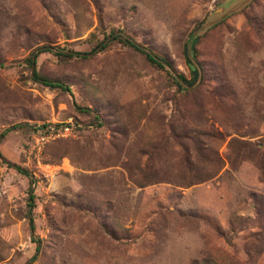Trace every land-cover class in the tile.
<instances>
[{
	"label": "rangeland",
	"instance_id": "374dc122",
	"mask_svg": "<svg viewBox=\"0 0 264 264\" xmlns=\"http://www.w3.org/2000/svg\"><path fill=\"white\" fill-rule=\"evenodd\" d=\"M241 1L0 0V264H264V0L197 33L187 98L122 43L91 52L123 31L190 78V34ZM43 46L88 55L37 57L64 90L30 79ZM196 146L224 168L190 185Z\"/></svg>",
	"mask_w": 264,
	"mask_h": 264
},
{
	"label": "trees",
	"instance_id": "16d2710c",
	"mask_svg": "<svg viewBox=\"0 0 264 264\" xmlns=\"http://www.w3.org/2000/svg\"><path fill=\"white\" fill-rule=\"evenodd\" d=\"M201 25L202 24L197 25L194 30L199 29ZM218 25L220 24L213 26L212 28L207 30L204 34L215 29ZM192 36H193V33L190 34L188 43L190 42V39L192 38ZM204 36L199 35L194 40L193 46H192V52H191L193 54L192 57L194 58L198 57L199 52H198L197 46ZM97 38H98V35L94 33L90 36L89 42L94 43V41L97 40ZM108 39L111 40L110 43L105 44V41H107ZM114 41L122 43L124 46H127L135 50L136 52L144 55L147 61L150 63V65H152L153 67H156L158 70L166 74L169 80V83L177 87V90L179 91L180 96H182L183 98L189 97V95H191L195 91L194 86L198 83L200 79V71H199V68L193 63V61L191 60L189 56L188 46L185 48V59L190 67V78L186 77V75L182 73H177L176 71H173V64L166 56L162 55L161 53H153L150 49H147L143 45L137 43L135 39L128 36L123 31L113 30L108 35L105 34V38L102 41L97 42L91 52H96L100 47L104 50L107 47H109V45L113 43ZM37 52L38 53L36 54L34 52L31 53L30 56L24 61V63L27 64L30 70L33 68V72H32V75L30 76V79L36 80L37 82H42L44 86L51 87V88H59L63 90L65 89V84L63 81L53 80L51 78L41 75L39 72L36 71L35 66L37 64V57L42 53H52V54H56L58 56H61L67 59H87L88 58V55L86 53H79V52H74V53L63 55L62 53L58 52L56 49H54L51 46H43L39 48ZM199 64L202 67V69L205 68L202 63L199 62ZM87 111L93 113L88 108H87ZM83 113H85V111H83ZM95 118L97 122L100 121L99 117H95ZM14 128H18V127L14 126ZM10 131L11 130H7L6 132H4L2 135V138L5 137ZM194 148H195L197 160L195 162L196 164H194L193 166L199 165L200 163H204L206 165H203V166H206V167L202 168V172H199V173L195 172V168H190V173H187V176H192L194 178V180L190 183V185L205 183L219 176V174L221 173V170L224 168V163L220 159L215 161L214 159L204 157L200 148H198L197 146ZM202 161H205V162H202ZM17 168L24 175L31 178V182L34 183L33 181L34 178L28 171H24L20 167H17ZM29 193H30V201L31 203H33L35 200V194L32 189H30ZM33 207L34 205L31 204L30 205L31 209L29 211L28 217L32 225V229L34 230Z\"/></svg>",
	"mask_w": 264,
	"mask_h": 264
},
{
	"label": "water",
	"instance_id": "95a60500",
	"mask_svg": "<svg viewBox=\"0 0 264 264\" xmlns=\"http://www.w3.org/2000/svg\"><path fill=\"white\" fill-rule=\"evenodd\" d=\"M237 0H231L230 3H234L236 2ZM253 0H242L239 4H237L235 7H233L232 9H230L229 11L225 12L224 11V8L225 7H221L218 9V11L216 13H220L221 16L218 17L217 19L205 24L204 26H202L201 28H199L197 30V32L192 36L190 42H189V47H188V51H189V56L191 58V60L193 61V63L199 68V71H200V79L201 80V69L200 67L198 66L197 62L194 60V58L192 57V46H193V42L195 40V37L197 36V33L199 32H202L204 30H207L217 24H219L222 20L226 19L227 17H229L230 15H232L234 12H236L237 10L241 9L242 7L250 4Z\"/></svg>",
	"mask_w": 264,
	"mask_h": 264
},
{
	"label": "built area",
	"instance_id": "2783aa9c",
	"mask_svg": "<svg viewBox=\"0 0 264 264\" xmlns=\"http://www.w3.org/2000/svg\"><path fill=\"white\" fill-rule=\"evenodd\" d=\"M69 130H70L69 128H66V129H65V132H69ZM51 132H52V134H53V132H55V129H54V128L51 129ZM55 133H57V132H55Z\"/></svg>",
	"mask_w": 264,
	"mask_h": 264
}]
</instances>
